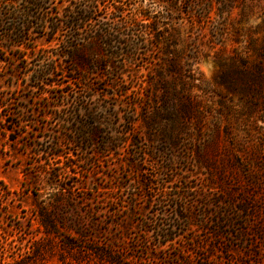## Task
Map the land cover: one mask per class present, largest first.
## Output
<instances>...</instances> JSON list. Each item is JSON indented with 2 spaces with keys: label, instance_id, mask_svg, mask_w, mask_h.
I'll list each match as a JSON object with an SVG mask.
<instances>
[{
  "label": "rangeland",
  "instance_id": "rangeland-1",
  "mask_svg": "<svg viewBox=\"0 0 264 264\" xmlns=\"http://www.w3.org/2000/svg\"><path fill=\"white\" fill-rule=\"evenodd\" d=\"M0 264H264V0H0Z\"/></svg>",
  "mask_w": 264,
  "mask_h": 264
},
{
  "label": "trees",
  "instance_id": "trees-1",
  "mask_svg": "<svg viewBox=\"0 0 264 264\" xmlns=\"http://www.w3.org/2000/svg\"><path fill=\"white\" fill-rule=\"evenodd\" d=\"M87 12H88L87 10H82L79 17H74V19H72V20L70 19L69 20L70 26H71V24H73V26H75L79 22H83V21L88 20V18L86 17ZM42 216L43 217H42L41 221H42V224L44 226L46 233L47 234L56 233V225L52 222L50 217L47 216L45 212H44V215H42ZM112 249L111 250H110V248L109 249L108 248L107 249L101 248V249H97V250L94 249V251H92V252L94 254H96L99 258H107V260L117 262L118 258L116 259V254L113 253L114 251Z\"/></svg>",
  "mask_w": 264,
  "mask_h": 264
}]
</instances>
